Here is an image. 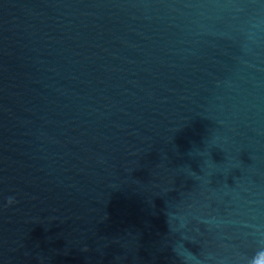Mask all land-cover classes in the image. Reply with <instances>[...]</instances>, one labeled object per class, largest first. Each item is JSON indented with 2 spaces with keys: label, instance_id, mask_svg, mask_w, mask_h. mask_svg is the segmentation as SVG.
<instances>
[{
  "label": "water",
  "instance_id": "water-1",
  "mask_svg": "<svg viewBox=\"0 0 264 264\" xmlns=\"http://www.w3.org/2000/svg\"><path fill=\"white\" fill-rule=\"evenodd\" d=\"M0 264H264V0H0Z\"/></svg>",
  "mask_w": 264,
  "mask_h": 264
}]
</instances>
